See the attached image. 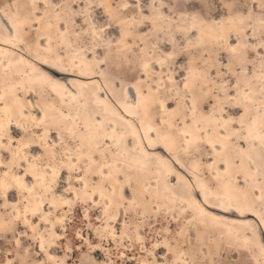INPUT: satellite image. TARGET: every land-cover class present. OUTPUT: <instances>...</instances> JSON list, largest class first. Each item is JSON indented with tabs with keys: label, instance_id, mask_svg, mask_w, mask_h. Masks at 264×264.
<instances>
[{
	"label": "rangeland",
	"instance_id": "rangeland-1",
	"mask_svg": "<svg viewBox=\"0 0 264 264\" xmlns=\"http://www.w3.org/2000/svg\"><path fill=\"white\" fill-rule=\"evenodd\" d=\"M262 4L0 0L30 48L43 43L27 68L0 67L2 117L14 100L5 93L11 84L33 94L26 116L9 125L16 140L0 147V264H264L258 219L209 220L191 199L202 202L201 175L264 215V147L253 143L264 135ZM47 57L80 74H59L66 83L99 73L94 87L107 90L110 115L136 120L138 106L194 173L165 154L192 186L163 174L159 159L140 149L147 132L138 123V142L126 139L132 127L104 122L92 142L85 105L72 120L51 108L59 103L53 85L35 68ZM45 129L61 137L46 138ZM23 140L39 148L22 151Z\"/></svg>",
	"mask_w": 264,
	"mask_h": 264
},
{
	"label": "bare ground",
	"instance_id": "bare-ground-1",
	"mask_svg": "<svg viewBox=\"0 0 264 264\" xmlns=\"http://www.w3.org/2000/svg\"><path fill=\"white\" fill-rule=\"evenodd\" d=\"M37 45L39 48H43V43L39 39L37 40ZM39 48H37L36 50L30 48L28 41H25L23 39L21 29L14 16L7 10L0 8V67L9 69L13 66L15 68L25 69L28 67V64L32 60L31 53H36L37 55V53L39 52ZM35 68L36 70L40 71V74H42V76L47 79L49 83H52L51 86L53 85V88L51 96L55 97L59 101V103L57 105H53L51 103L48 104L53 109L57 108L60 115H67L69 119H71L72 117L79 118V109L81 105H85L87 107V122L84 127L86 128V133H89V136H91V139H93L92 142L96 141L94 134H92L93 130L95 129V127H101L97 123L103 122L109 125L110 127L114 125L118 128H121L127 133H129V128L132 127L134 133H131L130 136L126 135V139H135V142H138L137 138L139 136L141 137L140 131H137V129L135 128V125L138 123L142 127V129L144 128L147 132V136L145 139L141 137L144 149L138 142L140 149L148 157L156 158V160L159 159L162 166H158V169L161 170L163 174L172 175L176 177L179 181H185L189 186H192L190 184V181L184 175H182L175 168L171 167V162L169 160L166 161L165 154L171 155L170 157L174 160V166L177 165L178 167L182 168L190 174L194 173L187 170V168L183 165L181 159L177 154L172 153V150L170 149L168 144H166L165 141L162 139L158 127L154 123H150L143 118L140 111L137 110L138 106H135L133 108L135 110L134 116H136V120L132 118H129L128 120L127 118H125L124 111H122L123 113H121L123 116L119 115L115 117L110 115L111 111L109 109V106L105 102V98L101 97L107 93V90L101 89L99 94V90L94 87V82L97 79V76H101L99 75V73H92V70L88 69V72L86 74L87 82L81 80L79 81L78 79H75L73 77L69 80V82L66 83L65 79L60 77L59 74H73L74 76H80V74L74 72L71 68H68L67 66L63 65L59 60H52L51 58L47 57L44 58L42 63L40 62L39 65L35 64ZM110 83L111 86H113V82ZM87 85L89 86V88H87ZM21 88L19 91L17 84H11L9 88H7V90L5 91V93L13 94L14 100L10 102H5L3 107L5 111V116L2 117L0 115V147L4 142V139L10 137L9 133L11 128L9 127V125L18 126V124L15 122V116L19 113L22 116L25 115V111L23 109H26V102L24 100L26 99V97H30L33 95L27 88H24L22 90ZM127 100L130 101L129 98H127ZM130 107L131 106H129L128 104L122 106L123 110H125V108ZM34 109L37 110L35 106ZM40 113L42 112L40 111ZM42 114L43 117L46 119L50 116L46 111ZM44 135L46 138H48V136H51V138H53L54 136H56V138L61 137L59 129L51 131V135H49V130L45 129ZM11 137L12 138L9 139L16 140L13 135H11ZM255 139L253 142L255 146L260 145L264 147V135H259ZM34 147L39 148V144H31L30 142L24 141L22 151L26 150L27 148L32 149ZM159 148L162 153L158 150ZM89 149H92L91 146ZM255 153H257L258 156L259 151H256ZM259 157H261V155H259ZM1 163L2 159L0 158V164ZM198 178L201 181V187L198 188V191L202 195V202L199 201L198 203V201L194 198L193 195H191V199L197 202L198 207L201 210L202 216L208 218L209 220L219 222L240 221L243 222L245 226H249L247 216L252 215L254 218L258 219L264 231V215L257 208H255L254 206H249L248 204L244 205L241 200H234L226 192H221L219 190L213 189L210 185L207 184L203 176L199 175ZM3 182H5V180ZM21 184L27 187L25 181L21 180ZM238 218L244 220L242 221ZM254 230L257 231L256 228H254ZM258 235H260L259 232ZM263 236L260 243L261 246H264Z\"/></svg>",
	"mask_w": 264,
	"mask_h": 264
},
{
	"label": "snow or ice",
	"instance_id": "snow-or-ice-1",
	"mask_svg": "<svg viewBox=\"0 0 264 264\" xmlns=\"http://www.w3.org/2000/svg\"><path fill=\"white\" fill-rule=\"evenodd\" d=\"M262 11H264V4H262ZM82 264H91L90 261H82Z\"/></svg>",
	"mask_w": 264,
	"mask_h": 264
}]
</instances>
